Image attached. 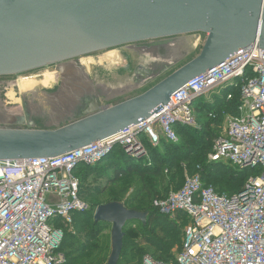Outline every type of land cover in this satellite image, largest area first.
<instances>
[{"label":"water","instance_id":"1","mask_svg":"<svg viewBox=\"0 0 264 264\" xmlns=\"http://www.w3.org/2000/svg\"><path fill=\"white\" fill-rule=\"evenodd\" d=\"M199 33L206 36L200 53L135 98L104 108L102 91L91 80L86 94L57 98L49 124L84 117L59 129L19 130L35 125L31 114L0 102V161L53 158L92 143L101 147L99 141L145 122L161 106L171 107L173 93L239 50L253 44L264 50V0H0V78L131 45L162 61L137 66L133 84L144 86L178 62L181 37ZM138 150L144 154L141 146ZM146 216L120 202L96 208L94 222L111 226L106 264L119 262L125 225L145 224Z\"/></svg>","mask_w":264,"mask_h":264},{"label":"built area","instance_id":"2","mask_svg":"<svg viewBox=\"0 0 264 264\" xmlns=\"http://www.w3.org/2000/svg\"><path fill=\"white\" fill-rule=\"evenodd\" d=\"M223 89L227 100L230 91L239 92L238 115L224 116L208 162L257 170V175L231 196L205 187L199 174L186 176L178 191L153 205L163 215L181 211L191 219L175 261L167 264H264V50L255 44L190 80L171 95V107L161 106L145 122L99 141L101 147L92 143L53 158L0 161V264H63L62 227L71 228L73 214L88 210L76 167L95 164L115 145H128V154L143 156L141 133L153 146L161 137L177 142L174 126L194 124L192 102ZM142 264L165 263L145 256Z\"/></svg>","mask_w":264,"mask_h":264},{"label":"trees","instance_id":"3","mask_svg":"<svg viewBox=\"0 0 264 264\" xmlns=\"http://www.w3.org/2000/svg\"><path fill=\"white\" fill-rule=\"evenodd\" d=\"M232 99L227 100V90L209 93L196 98L192 104V126L176 124L174 129L178 141L173 143L160 139L153 146L143 133L139 141L145 151L141 157H133L120 145L93 165L79 164L74 175L79 180V195L88 201L91 210L73 214L71 228L63 229L59 252L64 256L63 264H106L110 240L103 239L107 224L95 223L94 209L110 202H120L128 210L146 213V222L139 221L138 228H123V247L119 262L142 264L148 252L154 261L170 263L172 251L181 249L185 229L191 224L190 217L177 212L171 218L159 212L153 204L165 199L170 192L178 191L186 176L199 174L205 187L211 186L219 194L229 196L244 190L248 179L256 176L257 170L233 171L223 163L208 162L213 141L222 132L224 116H237L240 95L230 91ZM214 116V118H212ZM103 182L104 185L89 184ZM118 185V192L111 191L100 199L109 187ZM131 191L128 197L127 194ZM132 224V223H131ZM141 241V243L139 242ZM175 258L173 261L174 262ZM118 262V264H119Z\"/></svg>","mask_w":264,"mask_h":264},{"label":"rangeland","instance_id":"4","mask_svg":"<svg viewBox=\"0 0 264 264\" xmlns=\"http://www.w3.org/2000/svg\"><path fill=\"white\" fill-rule=\"evenodd\" d=\"M181 38L183 40L181 39L182 41L180 42V45H178L179 47L176 50V57L178 59V62H176L169 70L165 71L162 75L158 76L153 81H151L149 84L144 85V86L135 87L132 84V78H133L134 67L138 65L140 61L146 62L147 58L144 57L143 53L141 52L139 53V52L131 50L130 49L131 45L130 47L129 45H125V46H119L115 48L103 49L97 52L84 55L80 57L79 59L78 58L75 59L74 61L78 62L84 59V60H89L91 62V64H88L87 69L85 70L88 72L93 84L95 85V88L96 89L100 88L102 90V95L105 98L104 100L109 101L107 104L104 105V107L106 106L105 108H110L112 106H115L117 104H120L122 102H125L129 99L135 98L143 94L144 92H146L147 90L155 86L157 83H159L160 81L168 77L170 74H172L173 72L181 68L183 65L188 63L190 60L195 58L200 53V50L205 42L206 36L204 34L199 33V34H194V35H188V36L181 37ZM192 38H194L195 40H193ZM193 41H197L195 46L193 45L194 43ZM188 44H191V45L189 46ZM181 52L184 55L180 54ZM47 73H54L53 69L51 67H43L38 70L25 72L18 76L0 78V83L8 82L10 80L30 78L31 75L32 77H36L35 79L39 81V78ZM17 80H16L17 87H18V91L20 94L19 101L18 103L10 104L8 106L10 107L20 106L21 107L22 99H24V97L29 99L30 96L36 97V101H38L44 106L45 100L42 98V94L37 95L38 93L34 92L32 95L31 93H28L26 88H24V86L20 84ZM118 87H120L121 89L117 90ZM41 88L43 89V87L37 86L36 89L41 90ZM110 88H113V89L115 88L116 90L112 92L111 90H109ZM0 91L2 93H5V90L3 89H1ZM0 102L3 103L1 99H0ZM50 107L51 106L49 105H47V108L44 107L45 108L44 112H47V114H50L49 113L51 110ZM82 118L84 117H78L77 119H74L71 122L59 123V124H49L50 123L49 119L44 118V117L41 118L40 116L39 117L37 116V117H33V121L35 125L32 128L25 126L19 129L20 130H34V131L56 130L72 122L80 120ZM89 184H91V186H100L102 184L104 185V183L101 181H99L98 183L90 182ZM118 189H119L118 185L109 187L107 192L102 197H100V199H102L103 201V199L108 193H110L111 191L118 192L117 191ZM130 193L131 191L127 194L126 197H128ZM84 203L88 206V210H91L92 207L90 206V203H88L87 200L84 201ZM95 210L96 208L94 209V212ZM171 218H175V217H171ZM127 224H130L129 227L131 228H138V225H139V223L136 221L128 222ZM110 233H111V226L106 225L104 232H103V239L110 240ZM139 242L141 243V241ZM141 247L144 248L148 252V255H145V256L151 255L152 250L150 248L146 247L145 245H142ZM109 254H110V248L107 254V259H108ZM176 254L177 252L175 249L172 251L173 259L172 258L167 259V262L173 261L174 258L176 257ZM119 264H126V263H123L120 261Z\"/></svg>","mask_w":264,"mask_h":264},{"label":"flooded vegetation","instance_id":"5","mask_svg":"<svg viewBox=\"0 0 264 264\" xmlns=\"http://www.w3.org/2000/svg\"><path fill=\"white\" fill-rule=\"evenodd\" d=\"M146 42H151V41H146ZM129 47H130V45H129ZM130 49L133 51L139 52V53L141 52L138 49H133V48H130ZM180 54H182V52ZM144 57L147 58L146 62L140 61L138 65H142L145 68H151V66L153 64H157V63L162 62L160 59L155 60V59H152L150 57H147L145 54H144ZM79 58L80 57H78V59ZM75 59H77V58H75ZM75 59L67 60V61H63V62H58V63L46 66V67H51L53 69V72L56 75V81L53 82V84H52L53 86H49L48 88L43 87V89L41 88V90L35 89V91H33V93L34 92L38 93L37 95L42 94V98L45 100L44 104H45L46 108H47L48 104L50 106H52V104L54 105L57 98L65 97L66 94L67 95H71V94L81 95V94L87 93L88 87H89L88 86L89 80H91V78H90L88 72L86 70H84V71L80 70V68L78 67L77 64L78 63L82 64V66L85 69H86V65H84V63L81 61L75 62L74 61ZM63 64H65L66 66H64ZM62 65L64 66V68L60 69V67ZM138 65H136L134 67L133 78L136 76H139L138 74H135V72H134ZM62 73L65 75V78H66L65 81L61 77ZM94 88H95V85H94ZM99 89L100 88H97V89L95 88V91H97V90L99 91ZM33 93H31V94H33ZM0 99L2 101L5 100V98L3 96ZM21 107H22V109H24V112H28L29 114H31L32 119H33V117H37V116L38 117L40 116L41 118L44 117V118L49 119V114H47V112H44L45 108L43 107V105L41 103L36 101V97H34V96H30L29 99L24 97V99H22V102H21ZM19 128H22V127H19Z\"/></svg>","mask_w":264,"mask_h":264},{"label":"bare ground","instance_id":"6","mask_svg":"<svg viewBox=\"0 0 264 264\" xmlns=\"http://www.w3.org/2000/svg\"><path fill=\"white\" fill-rule=\"evenodd\" d=\"M194 45V43H193ZM196 45V43H195ZM113 56V55H112ZM110 59V58H109ZM108 59V60H109ZM112 59V58H111ZM114 59V58H113ZM81 62L84 63V65H86V69L88 64H91V62L89 60H81ZM135 63V62H134ZM134 66V65H133ZM78 70V69H77ZM84 74V73H83ZM22 76V75H21ZM36 77H31L30 78H23V79H19L17 80L20 84H22L24 86V88H26L27 92L30 93L32 92L34 89L37 88V86L40 87H45L48 88L50 85L53 84V82L56 81V75L54 73H47L45 75H43L42 77L39 78V81H37L35 79ZM114 78V77H113ZM16 80H10L8 82H2L0 84V90L3 89L5 90V93H2L0 91V98L3 96L5 98V100H3V103L10 105V104H15L18 103L19 101V91H18V87H17V82ZM129 85V84H128ZM53 86V85H52ZM100 86V85H99ZM133 87V86H131ZM126 90V89H125ZM130 90V89H129ZM10 95V97H9ZM33 95V94H32ZM36 95V94H35Z\"/></svg>","mask_w":264,"mask_h":264},{"label":"crops","instance_id":"7","mask_svg":"<svg viewBox=\"0 0 264 264\" xmlns=\"http://www.w3.org/2000/svg\"><path fill=\"white\" fill-rule=\"evenodd\" d=\"M193 40H195L194 38H192ZM194 42V46H195V43H197V41H193ZM189 46L191 45V44H188ZM132 84H133V78H132ZM134 85V84H133ZM121 88L120 87H118L117 88V90H120ZM109 90H111L112 92H114L116 89L114 88H110ZM105 99V98H104ZM109 99V98H108ZM109 101H105L103 104L105 105V104H107ZM223 127H224V122H223ZM222 127V128H223Z\"/></svg>","mask_w":264,"mask_h":264}]
</instances>
